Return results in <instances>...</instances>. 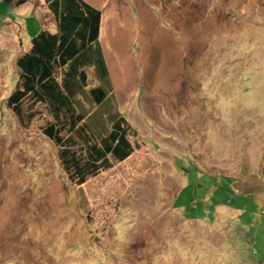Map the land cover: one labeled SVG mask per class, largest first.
<instances>
[{
  "label": "rangeland",
  "instance_id": "obj_1",
  "mask_svg": "<svg viewBox=\"0 0 264 264\" xmlns=\"http://www.w3.org/2000/svg\"><path fill=\"white\" fill-rule=\"evenodd\" d=\"M85 1L133 153L69 180L46 108L7 104L54 15L0 0V264H264V0Z\"/></svg>",
  "mask_w": 264,
  "mask_h": 264
},
{
  "label": "trees",
  "instance_id": "obj_2",
  "mask_svg": "<svg viewBox=\"0 0 264 264\" xmlns=\"http://www.w3.org/2000/svg\"><path fill=\"white\" fill-rule=\"evenodd\" d=\"M3 1L19 7L31 0ZM46 1L56 30L42 29L18 56L19 78L7 104L23 123L26 102L46 108L43 135L57 145L69 180L82 185L111 168V159L122 162L133 153L130 125L111 102L110 72L100 42L102 11L85 0ZM83 97L92 105L87 110L81 106ZM95 105L111 114L102 131L96 130L101 122L95 116L86 121Z\"/></svg>",
  "mask_w": 264,
  "mask_h": 264
}]
</instances>
